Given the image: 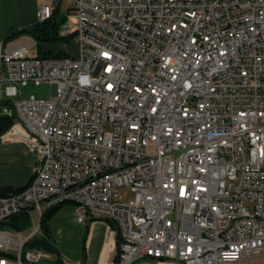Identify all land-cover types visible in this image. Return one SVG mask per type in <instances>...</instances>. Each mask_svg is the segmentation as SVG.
Here are the masks:
<instances>
[{"label":"built area","instance_id":"obj_1","mask_svg":"<svg viewBox=\"0 0 264 264\" xmlns=\"http://www.w3.org/2000/svg\"><path fill=\"white\" fill-rule=\"evenodd\" d=\"M66 1L77 55L0 37V112L15 119L1 138L36 157L27 184L0 195V221L72 203L77 221L116 225L113 264L264 254V0ZM28 82L51 95L22 97ZM39 232L0 225V264L49 259L27 247Z\"/></svg>","mask_w":264,"mask_h":264},{"label":"crops","instance_id":"obj_2","mask_svg":"<svg viewBox=\"0 0 264 264\" xmlns=\"http://www.w3.org/2000/svg\"><path fill=\"white\" fill-rule=\"evenodd\" d=\"M65 1L59 3L60 11ZM41 2L43 0H0V34L7 36L13 30L37 21L35 11ZM65 6L68 12L71 11L69 3ZM8 14L12 16L7 23ZM70 30L71 23L68 28L60 30V33L64 34ZM35 161L33 149L23 139L1 138L0 185L20 187L27 184L33 174ZM47 227L50 240L56 245L58 253L52 254L49 259L41 260L44 264H54L57 259L63 264H80L81 261H84V264H113L117 253L115 224L100 218L77 221L73 204L65 203L52 214ZM40 233L41 229L38 236H41ZM145 260L150 264H177L166 259ZM234 263L264 264V254H250Z\"/></svg>","mask_w":264,"mask_h":264},{"label":"trees","instance_id":"obj_3","mask_svg":"<svg viewBox=\"0 0 264 264\" xmlns=\"http://www.w3.org/2000/svg\"><path fill=\"white\" fill-rule=\"evenodd\" d=\"M68 14L62 13L59 9V6H55L52 10L51 16L44 20H37L31 24L22 26L16 30H13L9 35H7L4 39H9L12 37H16L19 34L25 33L31 36L35 44L38 46L37 54L41 56H62L68 54L63 50H53L51 47L42 48L41 44L51 43L58 40H67L70 36L74 35L73 31H69L67 33H60V24L63 23L67 19ZM8 101H3L0 103V107L2 104H8ZM13 114H7L0 112V142L1 136L4 132H6L9 127L14 122ZM26 185V184H25ZM25 185L20 187H13L11 185H0V195L8 194L9 192L17 191L22 189ZM68 202H60L55 205L49 206L45 208L39 218L40 221V235L47 239H50V233L48 231L47 223L52 214L63 204ZM111 224H114L112 221H109ZM30 224V214L28 210H22L18 213H15L11 216H8L4 220L0 221V225L4 227H9L13 229H25ZM119 242V233L117 231V245ZM4 255V253L0 252V256ZM54 264H63L60 260H55Z\"/></svg>","mask_w":264,"mask_h":264},{"label":"rangeland","instance_id":"obj_4","mask_svg":"<svg viewBox=\"0 0 264 264\" xmlns=\"http://www.w3.org/2000/svg\"><path fill=\"white\" fill-rule=\"evenodd\" d=\"M66 3L68 2L65 1L62 3L61 12L66 13L69 16V14H71V11L68 12L66 10L67 8L65 6ZM11 16L12 14H8L7 23L9 22V19ZM69 25H70V21L68 17L63 23L60 24V30L68 28ZM0 37L4 39L6 36L0 34ZM15 38L16 37H12L9 39H15ZM41 47L42 48L51 47L53 50H63V51H66L69 55H77L79 53V44L75 40L74 35L70 36L67 40L61 39L55 42L41 44ZM37 48L38 46L36 44H33L31 48V52L37 53ZM51 92H52V86L48 82H43L40 84H34L32 82H28L21 87V96L26 97V98L32 95H35L37 97H49L51 95ZM105 128L109 130L111 128V125L107 123L105 125ZM117 191H118V199L123 202H129L134 196L133 191L128 185L118 186ZM246 204L250 205V202L246 201ZM38 222H39V215L35 211V209H32L30 213V224L24 229V232L25 233L30 232L32 228L35 225H37ZM39 264H44V261L39 262ZM226 264H235V263H226Z\"/></svg>","mask_w":264,"mask_h":264},{"label":"water","instance_id":"obj_5","mask_svg":"<svg viewBox=\"0 0 264 264\" xmlns=\"http://www.w3.org/2000/svg\"><path fill=\"white\" fill-rule=\"evenodd\" d=\"M34 246H39L45 249V251L51 254H57L58 249L56 245L50 240L42 236H34L30 241L27 243L28 248H32ZM80 264H84V261H81Z\"/></svg>","mask_w":264,"mask_h":264}]
</instances>
